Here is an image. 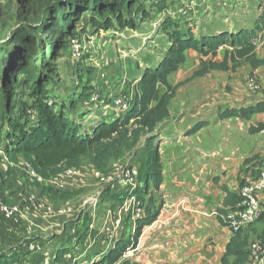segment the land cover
<instances>
[{
  "label": "rangeland",
  "instance_id": "rangeland-1",
  "mask_svg": "<svg viewBox=\"0 0 264 264\" xmlns=\"http://www.w3.org/2000/svg\"><path fill=\"white\" fill-rule=\"evenodd\" d=\"M44 1L25 3L23 0H0V47H4L10 53L15 47L13 41L19 30L25 29L27 33L33 34L38 29L39 25L33 20L36 18L46 20L50 14L43 8ZM259 2L260 0H132L131 5H127L122 12L123 17L131 21L132 26L125 28L115 26L108 31H96L90 22L92 14L84 13L76 23L71 36L65 38L57 50L46 48L45 44L39 46L40 39L34 38L36 46L43 51L38 52L40 59L38 65L42 67L36 70L35 77H42L40 83L42 88L46 89L49 103L63 107L66 115H71L86 125L92 124L100 116L110 115L108 109L111 107L113 98L119 96L127 102H132L135 95L134 80L139 76V70L154 64L168 46L167 39L160 31L163 20L169 18L179 22L182 28L191 29L196 37L218 30L233 31L239 28H250L260 13ZM71 38L79 41V58L73 57ZM256 52L260 58H264V36L258 39ZM220 58L217 57L216 60ZM199 66V55L189 54L186 63L168 78L169 83H183L179 87L182 96L174 102L173 111L180 109L181 102L188 91L194 92L195 96L200 95V105L191 110L194 117L190 119H195L194 121L205 120L208 124L223 121L218 118L219 111L248 105L252 101L259 100L258 96H264L262 92L256 94L248 92L246 80L254 73L250 72V67L247 65H243L234 73L211 72L202 78L186 82ZM4 68L6 72L8 66L4 65ZM258 69L259 73L254 75L262 86L264 85V66ZM3 76L0 74V131L2 133L9 130L10 121L21 124H33L35 121L32 109L34 102L22 78L11 76V84L6 85L5 79L2 80ZM4 77L6 78V73ZM30 84L33 83L30 82ZM96 91L99 93L100 103L93 108L94 104H90V98ZM179 120L180 116L175 115L158 126L153 134L155 137L153 147L158 148L159 145L178 136L177 122ZM222 134L224 135V131ZM247 139L248 146L253 151L254 148L260 147V142L264 140V132L249 134ZM144 144L143 138L137 145L123 148L120 157L111 161L104 173L115 174V169L127 164L138 169L143 161ZM252 157L256 160L250 164L249 169L252 173H256L263 166L264 161L260 160L258 155H251L250 158ZM6 159L2 152L0 154V195L6 203L18 205L22 198L19 196L20 192L14 190L15 184L23 175H17L18 168L10 167L11 162ZM20 161L23 159L12 162L17 164ZM78 168L89 170L93 167L87 160H82ZM86 178L88 181L83 187L66 193V199L71 200L70 205L79 215L78 219L84 211L92 207L90 203L97 199L95 225L99 227L105 219L107 210L113 209L114 204H119L120 201L116 199V192L110 191V187L103 188L94 179L87 176ZM102 188L104 191L97 196ZM25 191L37 190L35 185L31 184V187L26 188ZM38 191H41L40 188ZM45 191L48 193L47 190ZM155 192L158 190L155 191L150 187L146 194L138 193L145 210L154 205L160 206V196ZM22 194L26 195L25 192ZM49 194L51 196L52 192ZM73 219L76 220L75 222L78 220L75 217H72ZM220 222L224 225L221 220ZM9 224L0 219V253H15L14 264H44L46 262L69 264L73 257L82 255L76 262L81 264L80 262L92 261L96 255L100 256L99 246L88 252L79 253L74 248H66V241L61 238L55 239L52 236L44 238L42 234L34 231L10 234L8 229L13 228L11 225L19 224V219L16 223ZM83 226L84 223L81 227ZM263 229V223L255 222L240 231L241 237L249 238L247 245L261 243L260 233ZM144 231L145 228L141 230L135 244L129 248L134 252L123 257L124 260L131 263V260L140 254L138 253L139 238ZM78 232V237L83 235L82 228H79ZM132 234L126 225L123 236L130 239ZM81 245L83 243L78 244V246ZM27 249L37 251L38 257L31 256L30 250L27 251ZM62 249H67L66 253L69 254L54 262V253ZM70 254H73V257Z\"/></svg>",
  "mask_w": 264,
  "mask_h": 264
},
{
  "label": "trees",
  "instance_id": "trees-1",
  "mask_svg": "<svg viewBox=\"0 0 264 264\" xmlns=\"http://www.w3.org/2000/svg\"><path fill=\"white\" fill-rule=\"evenodd\" d=\"M23 1L37 3V0ZM131 2L45 0L43 8L50 14L46 20H33L39 25L38 29L33 34L27 33L25 29L19 30L13 41L15 47L10 53L0 47V74L5 76L6 73V78L3 76L2 80L5 79V84L10 85L11 76L22 78L34 102L32 109L35 116L33 124L10 121L9 130L4 133L0 131V150L8 160L15 162L19 157L22 158L43 178L55 175L64 168L78 167L82 160H87L94 169L104 172L111 161L120 157L123 148L137 145L144 138L143 161L138 168V181L142 185L136 189L135 194H146L150 187L157 191L163 175L159 150L157 146L153 147V134L159 125L169 119V104L183 83L171 85L168 78L185 64L187 51L193 50L199 55L200 66L186 82L211 72L234 73L243 65L249 66L252 71L264 66V58H260L256 52V43L264 36V0H260V13L250 28L218 30L196 37L191 29L182 28L179 22L167 18L160 24V31L167 39L168 46L154 64L142 70L134 85L137 94L123 115L103 116L89 125L66 115L63 107L49 103L46 89L40 83L42 77H35L36 70L42 67L38 65V52H43L39 46L45 44L46 48L57 50L65 38L71 36L76 23L87 12L92 14L90 22L96 31H108L115 26H132L131 21L122 15L124 8L131 5ZM34 38L40 39L38 47ZM217 57H221L220 60H216ZM4 65L8 66L6 72ZM255 101L246 106L219 111L218 118L249 121L255 114H264V99ZM206 126L207 121H197L188 133L195 134ZM248 131L249 134L263 132L264 123L250 125ZM255 160V157L247 158L244 164L248 165ZM223 191L226 195L225 206L234 207L239 203L237 195L226 189ZM63 193L62 198H66V192ZM116 199L120 200V196L117 195ZM222 212L218 210L219 221ZM155 218L156 214L147 208L145 216L137 221L132 238H118L106 252L100 253L98 261L93 264H131L123 258L125 251L135 244L143 227L150 225ZM256 222L264 224V214ZM129 224L127 218L125 226L129 228ZM85 237L84 232L82 236H77L76 244L84 243ZM260 237L264 245V231ZM247 244L248 237H241L240 232L233 234L225 247L221 264H246L249 257ZM66 250H56L54 262L69 254ZM14 254L0 253V264H14Z\"/></svg>",
  "mask_w": 264,
  "mask_h": 264
},
{
  "label": "crops",
  "instance_id": "crops-1",
  "mask_svg": "<svg viewBox=\"0 0 264 264\" xmlns=\"http://www.w3.org/2000/svg\"><path fill=\"white\" fill-rule=\"evenodd\" d=\"M186 54L188 58L189 54L196 53L188 50ZM142 70H139V76ZM250 72L256 74L259 73V69L252 71L250 68ZM137 79L134 80V85ZM180 91L178 88L175 98L169 104V118L175 115L180 116L177 122L178 136L158 146L163 179L158 192L155 193L160 196L161 204L150 207L151 213H155L156 218L140 236L138 244L140 254L131 260L132 264H221L225 247L233 237V234L217 218L218 210L224 212L231 208L224 204L226 195L223 189L238 196L239 187L250 171L251 163L245 165L244 161L251 155H258L260 160L264 161V140L260 142V147L254 148L253 151L249 148L247 141L250 125L264 123L263 113L253 115L249 121L239 122V119L229 118L211 122L195 134H189L188 131L197 122L194 121L195 119H190L194 117L191 110L200 105V95L195 96L194 92L188 91L181 102L180 109L173 111L174 102L182 96ZM134 92L136 95V90ZM93 108L96 106L93 105ZM103 116L105 115L98 119ZM232 120L238 122L235 123ZM87 179L85 176L79 177L76 189L83 187ZM35 187L37 190L35 192L25 191V189L14 191L20 192L19 196L22 199L33 193L38 201L55 203L56 208L72 207L71 200L62 198L64 193L50 191L40 185ZM38 188L41 191H38ZM23 191L26 195L22 194ZM50 192H52L51 196ZM89 208L77 222L72 220L71 216L55 217L53 221L47 222L39 212L34 211L32 207H27L19 219V224L11 225L13 228L8 231L11 232L10 234L34 231L42 234L44 238H51V236L55 239L61 238L66 241V247L74 248L79 252L83 245L78 246L75 239L69 244L68 241L72 239L67 237L66 232L73 226L77 227V230L82 228V232L87 229L92 221L93 213ZM83 223L84 226L81 227ZM39 244H41L40 241ZM27 251L34 258L38 257L37 251L32 249ZM98 259L99 255H96L92 261L80 263L93 264Z\"/></svg>",
  "mask_w": 264,
  "mask_h": 264
},
{
  "label": "built area",
  "instance_id": "built-area-1",
  "mask_svg": "<svg viewBox=\"0 0 264 264\" xmlns=\"http://www.w3.org/2000/svg\"><path fill=\"white\" fill-rule=\"evenodd\" d=\"M70 46L74 58L80 56V44L75 38L70 39ZM246 88L250 94L262 92L264 94V85L261 86L254 74L248 76L246 80ZM264 99V96H258ZM100 103V96L98 91L90 98V104L95 106ZM131 106V102H127L123 97H115L112 99L110 115L116 117L123 115ZM264 132V131H263ZM0 154L2 152L0 151ZM7 160V159H6ZM11 162V161H10ZM9 166L18 168L17 175H23L22 178L15 184L16 189L30 188L32 185L43 186L54 192H69L77 188V180L81 176H87L97 181V183L104 187H110V191H115L120 196V203L114 204L113 209H108L103 223L97 227L96 224V209L97 199L93 200L90 205L93 211L91 216V223L88 224L86 233V240L83 243L82 249L79 253L88 252L94 247L99 246L101 252H106L108 248L118 238L125 233V220L129 218V230L134 233L136 230V223L139 219L145 216V207L139 197L135 194L136 189L142 184L139 183L138 169L127 164L123 167H118L114 170L115 174L104 173L96 169L84 170L78 167L64 168L59 173L51 175L48 178L41 177L31 166L29 162L20 161L17 164L9 163ZM101 189L97 196L104 191ZM240 201L234 207L225 210L221 217L224 226L232 233L236 234L250 225L255 223L259 217L264 214V163L256 173H249L243 179L238 192ZM25 206V207H22ZM27 207H32L36 212L42 215V218L51 222L53 219L65 216L79 218V215L72 207L61 206L56 208L55 203H46L38 201L36 196L31 193L22 199L20 204L6 203L0 195V218L7 223H16L25 213ZM50 224V223H49ZM143 228L147 229V226ZM67 237H70L69 244L74 242L79 232L76 227H70L67 230ZM249 257L246 264H264V245L261 243H252L248 245ZM133 249H127L123 257L129 253H133ZM49 256V255H48ZM73 257V256H72ZM82 255L73 257L70 264H76L77 260Z\"/></svg>",
  "mask_w": 264,
  "mask_h": 264
}]
</instances>
